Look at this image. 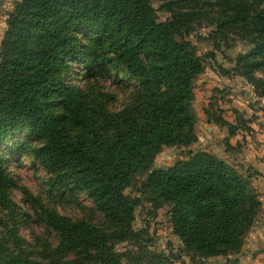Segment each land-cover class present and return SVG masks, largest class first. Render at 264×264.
<instances>
[{"label": "trees", "instance_id": "1", "mask_svg": "<svg viewBox=\"0 0 264 264\" xmlns=\"http://www.w3.org/2000/svg\"><path fill=\"white\" fill-rule=\"evenodd\" d=\"M155 1L17 0L8 14L0 48V145L19 132L35 139L23 152L43 166L51 187L85 195L106 225L42 205L40 219L57 242L28 251L16 230L15 180L7 153H0V202L14 220L0 230V264H122L115 244L139 237L134 222L142 201L126 191L142 176L140 192L155 209L171 206L174 233L187 250L210 258L242 249L262 209L250 177L190 148L198 141L195 80L205 70L187 39L197 15L181 0H159L170 14L161 20ZM205 2L216 34L235 31L252 45L239 67L264 87L255 75L264 68V0ZM80 66L83 83L76 84ZM111 79L128 92L120 110L110 109L117 96L104 84ZM173 146L190 149L173 166L153 168L163 148Z\"/></svg>", "mask_w": 264, "mask_h": 264}, {"label": "rangeland", "instance_id": "2", "mask_svg": "<svg viewBox=\"0 0 264 264\" xmlns=\"http://www.w3.org/2000/svg\"><path fill=\"white\" fill-rule=\"evenodd\" d=\"M0 5V48L7 30L6 20L17 0H1ZM161 20L170 14L161 7L163 2L153 3ZM184 10L192 9L197 17L193 32L187 38L198 50L205 64L204 72L195 80L194 110L197 115L196 134L198 141L191 145L194 151H207L234 167L239 173L250 177L262 203L255 227L263 228L264 218V87L253 85L242 74L239 57L250 52L252 45L242 40L235 31L216 34L211 24V14L205 0L201 4L181 0ZM204 6L207 12L197 7ZM198 11V12H197ZM205 11V10H204ZM76 84H82V67L76 69ZM264 80V68L255 72ZM123 79L122 75L117 76ZM106 91L117 96L111 110H120L127 99L125 86L112 79L105 82ZM217 119L225 120L223 126ZM232 127V128H231ZM234 135V136H232ZM13 138L0 145V153H7V166L15 184L11 190V200L15 204L18 226L17 233L27 244L28 251L36 252L44 241L55 244L57 235L40 219L41 206L55 210L59 215L73 220L85 219L106 225L103 215L94 210L92 202L83 194H63L62 190L51 187L49 174L43 166L33 160L31 152H23V144L36 141L25 133H16ZM19 143V145H16ZM190 148L164 147L156 156L155 169H165L183 159ZM146 176L137 177L127 195L140 197L136 208L134 229L139 231L137 239L115 244L118 253L123 254L122 264H249L247 249H251L247 236L239 253L202 258L185 248L174 233L171 223V206L155 209L139 188ZM11 214L0 202V230L6 224L12 225ZM248 232V234H249ZM247 234V235H248ZM164 256V257H158Z\"/></svg>", "mask_w": 264, "mask_h": 264}, {"label": "crops", "instance_id": "3", "mask_svg": "<svg viewBox=\"0 0 264 264\" xmlns=\"http://www.w3.org/2000/svg\"><path fill=\"white\" fill-rule=\"evenodd\" d=\"M262 226L264 225V218L261 220ZM247 240H249V245L251 249H247L248 262L249 264H264V226L263 228H254L247 235Z\"/></svg>", "mask_w": 264, "mask_h": 264}, {"label": "water", "instance_id": "4", "mask_svg": "<svg viewBox=\"0 0 264 264\" xmlns=\"http://www.w3.org/2000/svg\"><path fill=\"white\" fill-rule=\"evenodd\" d=\"M2 4V1L0 0V5Z\"/></svg>", "mask_w": 264, "mask_h": 264}]
</instances>
